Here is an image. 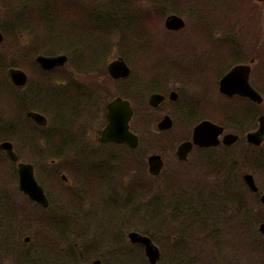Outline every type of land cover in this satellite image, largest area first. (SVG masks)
<instances>
[{
    "label": "flooded vegetation",
    "instance_id": "flooded-vegetation-1",
    "mask_svg": "<svg viewBox=\"0 0 264 264\" xmlns=\"http://www.w3.org/2000/svg\"><path fill=\"white\" fill-rule=\"evenodd\" d=\"M162 1V4H164L163 10L159 11L158 6L153 7L152 11L163 13L164 9L168 10L171 8V12L167 14L165 18V28L167 32L176 34L184 30L187 22L182 16L184 15L182 14V11H176V1H174V5L167 2V0L166 2L165 0ZM252 1L254 6H256L255 11H257L256 14L259 18H256V15H254L245 23V20L241 18V15L235 12L233 18H231L232 29L230 31L225 29V25L213 24V28L209 27L203 22L204 18L201 21L199 18L195 17V25L192 21L190 22L193 26L189 42L192 51H190V53L187 52L189 58L187 65L181 66L185 67L186 70L191 69L194 71L188 72L192 73V77L188 78L186 76L188 80L195 79L198 74L203 75L207 80H212L211 78H208V70H212L209 64V56H212L213 54L219 55V51H224V55L228 56L229 54L224 48L231 50L232 55L231 57L230 55L227 57L228 59L231 58V60L226 69H220L216 72L215 89H217L218 92L213 98L215 99L216 106L220 109L222 117L219 119L225 117V119L228 120L227 123H217L218 121L214 122L207 118H201L202 120H199L200 118L193 119L192 115L198 117L197 113L192 110V105L190 103L183 102V106L187 107L186 109L190 112V118L188 117L189 113L187 115L185 114V117L187 118L186 120H198L199 122L197 124L203 120H210L224 128L223 133L219 137L220 144L209 147L194 145L185 159H181L178 155V148L184 142L193 141V131L196 125L193 127V130L185 131L180 129L175 131V120L172 116L174 115L173 107H176L177 103H179L185 89L180 85H177L178 87H173L172 84L175 83V81L172 82L169 80L165 83V78H163L162 83L158 84L157 80L160 79L158 75H162L163 73L161 70L162 68H165L163 65L159 66L157 70L151 71L155 76H152L153 78L148 82L143 79L144 76H139L138 78L134 76L133 83L130 82L133 77V72H138V69L143 67L141 65H138V67L135 66V61H133L134 56L128 51L129 44L132 42L127 41V21H130V23L131 21L133 22V30L136 33L135 44L139 47L141 40L140 36H142V34L138 31L140 27H143V20L145 18L143 19L142 15H145L147 10L140 6L138 14L136 12L129 13L131 17L128 19L129 17L126 14L121 16L117 15V13L122 11L123 8H128V4L124 2L113 7V14L116 15L113 16L111 8L106 2H97L96 0L82 1L79 7L80 12L77 15L79 19L74 23L73 27V30L77 32L71 34L66 33L65 40L70 42L67 47L63 48L59 45L56 50L47 49L46 51L49 52H46L47 54H42L43 49H46V40L43 39V35H41V37L37 34L34 36L29 34L34 31L32 24H38L39 19L30 17V7L27 3H24V1L15 2L9 7V9L12 8L11 10L13 13L10 12L11 15H8V18L5 17L0 19L2 20L1 27H7L4 29L11 33V37L13 36L11 39L12 43L10 45V51H3L2 53L5 61L2 59L0 61L1 65L6 68L8 74L7 79L10 88L9 92H7L8 101L10 102L11 109L14 113V118H12L7 127V133H9V137L12 138L9 142L13 146L16 158L13 159L10 156H8V158L11 160V163L16 164L18 168V164L23 162L19 157L20 152L28 151L31 155L33 153L32 151L37 152L34 163L27 162V160L24 163H30L33 165L35 176L43 186L45 194L49 200V206L42 209L44 213L48 214L50 211L49 208H51L52 205L50 195L52 191L45 188L46 181L42 179L43 177H41V175H38L39 178L37 177L35 163L39 164V162H37L39 161V153L45 154H42V159L45 161L51 158V161L48 162L49 164L44 165V177L50 179L51 176L55 175V178L57 179L56 181L60 182V184L57 183V185L63 187L65 190L74 188L75 192H72V195L75 199L84 201V203L94 202L93 196H95V194H90L89 189L93 188L96 184L103 187L110 186L111 189H114L117 195L114 200L119 198L121 193L117 191L118 187L126 184L125 181L129 182L127 174L130 172L128 171L134 170L136 174L134 177L130 178L128 184H131L133 180L140 181L142 179H151L152 182L150 181L147 185L150 186L149 189L153 192L157 190V193H155L156 197L152 196L153 200H155L153 210L156 213L161 207L159 203L160 198H158L160 197L158 190L161 188L158 186L159 183L166 180L169 181L172 173H179L181 172V169L187 170L188 172L186 171V174H188L190 172V166L186 167V165H188L193 158L197 161L195 162V167L201 165V167L198 168L201 170L203 169L204 171L205 169L203 168L202 163H208L210 166L211 163L212 165L214 163H219L215 170L220 179L216 182L222 180L220 182V184H222L225 180V182H229L230 180L231 183H234L231 176L229 177V174L234 173L238 178L239 160L236 156L237 153L233 152V149L239 146L245 148L244 153L246 154V161L250 162V156L252 155L251 151L264 144L263 142L262 145L257 146L248 140V134L258 130L260 119L262 118L264 120V8H261L264 7V1ZM54 4L55 2L52 1H48L47 3L51 9L57 12L58 10L53 6ZM154 4L155 2L152 6L159 5L158 3ZM14 10L16 12H14ZM94 13H97L98 15L95 16ZM216 15L218 16L217 11ZM170 16H179L183 19L185 23L184 27L181 29H169L166 24L167 19ZM28 22L30 25H28ZM199 24L203 26V28H201L203 33L197 32V30L199 31V28H197L200 26ZM1 30L3 29L0 28V35L2 38L0 43L4 40V35ZM220 32L223 34L221 33V35H218ZM246 32H248L247 34L249 35H247ZM160 34L163 35V33ZM250 37L251 39H258L256 40L257 43L252 44L251 42L253 41L249 39V49L247 48L245 51L242 45L247 41L246 38ZM114 38L117 39H115L116 42L113 40ZM147 39L151 45V48L146 49L147 51L150 50L151 52L154 51L160 53V45H164L170 48L166 49L169 50V53L173 51H176V53H182L180 50H174L172 47H182L184 44L183 40L179 41L182 44L178 42L176 45L169 44L168 38L161 39L158 35H152L150 38L147 37ZM192 39L196 42L199 39V44H193ZM96 41L104 42V44H102V46L94 44ZM135 44H133V46ZM209 44H212L211 49H208ZM93 47H95V50L96 47L102 48V53L98 50L95 51ZM113 49H116L119 53H117L112 60L106 62L109 52ZM134 50L139 54L141 59H143L145 51ZM176 53H170V55H168L169 60L166 61V64L168 63V65L173 66L172 64L174 62L184 60V58L181 60H179V57L176 58ZM41 56L52 58L65 56L66 59L63 63L56 64L52 68H44L38 60ZM113 62L125 63L130 72L129 75L124 77H114L110 72V65ZM198 64H200V66ZM238 66H242L243 68L241 69V73L239 74L236 83L241 84L242 78L246 77L250 86L261 95V102L239 93L229 95L221 91L222 80L229 72ZM173 68L175 67L173 66ZM11 69L20 70L26 74L27 80L25 84L17 85L13 81L12 76L9 73ZM31 71L37 72L40 75L64 72L71 73L74 76L72 75V82H65V84H62V86L65 85L64 87H68L69 90H65L62 95L61 92L57 94L58 92L56 93L53 91L52 95H54V97L47 99L46 94L42 91L43 88L41 84L44 82L47 86L48 81H43V78L41 77L34 85L30 75ZM178 72H181V70ZM80 74H97V81L100 82L99 84H105L104 86H101L102 89L98 91L91 86L92 83L90 81L80 80ZM213 76L214 74L212 77ZM87 81L91 84L87 83ZM178 82L184 84L185 79H181ZM112 86L118 88L119 93L116 92L117 90H111ZM143 90L146 91V93L143 92ZM143 93L146 94L144 98L142 96ZM101 94L104 97L109 96L111 98L106 101ZM154 95L161 96L160 102L157 105H154L152 104L153 102H151ZM95 98H100L101 102H97V104L93 106L94 101H96ZM117 98L129 102L131 109L133 110V115L129 122V132L137 137V144L135 146L128 144L126 141L118 142L104 139L103 132L109 123V104ZM51 104L53 105V108H51ZM204 105L206 106V103H204ZM204 105H201L198 111H201L200 109ZM163 106H166V108L163 109ZM258 108H262V111H259ZM32 112L44 116L45 123L40 124L37 122L31 116ZM60 112L61 115H66L65 119L62 117L64 120L63 123L58 116ZM46 113L49 115H51L50 113L55 115V120H53L52 115L49 118ZM226 114H228L229 117L224 116ZM99 116L100 118H98ZM167 117L172 121L171 128L164 130L158 128V132H154L149 128V125L157 119H160L157 125V127H159V123ZM1 119L0 112V121ZM244 121H246L247 124L243 126ZM142 122L147 124V129L139 128ZM62 126H65L66 129L63 130ZM39 130L41 131L40 137L43 142V147L41 145H39V147L36 145V147L32 148V143L30 142L31 132L35 131L38 133ZM227 134L237 135L238 140L232 145L224 144L223 138ZM161 140L165 143L162 149L160 148ZM3 142L0 143V150H2L1 144ZM213 153L216 155L218 154V157H215ZM154 155L160 156L163 163L162 170L158 175H153L150 171L149 159ZM228 155L229 159H225V156L228 157ZM225 165L230 173L227 171V173L224 174ZM17 170L18 169H16L18 175ZM201 173L204 172H200V174ZM117 174L120 176V182L117 180ZM143 174L150 175L151 178L149 179L146 177V179ZM246 174L250 173H245L243 175V181ZM201 176L202 179L205 178L203 175ZM17 178L19 182V176ZM245 185L247 186L246 183ZM79 188L81 189L78 190ZM247 189L251 193H249L250 195L261 194L260 188L259 193L253 192L248 186ZM171 195L173 196L172 193ZM174 195H177V192ZM105 196L113 195L105 194ZM124 197L125 199L123 201L129 199L126 194ZM175 203L176 202H174V204ZM80 213L81 212L78 211L77 215ZM64 217L65 215H61V219ZM90 217L91 214L86 218ZM157 220L158 214H154L153 221H156L157 223L154 222V227L158 229L161 226ZM94 259H98V257H94Z\"/></svg>",
    "mask_w": 264,
    "mask_h": 264
},
{
    "label": "rangeland",
    "instance_id": "rangeland-1",
    "mask_svg": "<svg viewBox=\"0 0 264 264\" xmlns=\"http://www.w3.org/2000/svg\"><path fill=\"white\" fill-rule=\"evenodd\" d=\"M18 1H24V3L29 5L30 17L39 19L38 24H32L34 31L29 34L33 36L36 34L38 36L43 35V39L46 40V49H43L42 54H47L46 52H49L46 51L47 49L56 50L57 46L59 47V45L63 48L67 47L70 42L65 40L66 33L71 34L73 32H77L73 30V27L74 23H76L79 19V17H77L78 13L80 12L79 7L82 1L86 2L89 0H0V19L5 17L8 18V15H11L10 12L13 13L11 10L12 8L9 9V7ZM48 1L55 2L53 6L57 8V12L47 5ZM96 1L106 2L111 8L113 16H116L113 14L114 6L120 5V3L123 2L128 4V8L125 7L122 9V11L117 13L118 16L124 14L128 15V19L131 17L129 13L136 12L138 14L140 6L147 10L145 15H142L143 19L145 18L143 27H140L138 31L142 34V36H140L141 40L139 47L135 44L136 33L133 30V22L131 21V24L130 21H127V41L132 42L129 44L128 51L134 56L133 61H135V66L138 67V65H141L146 69L140 68L138 69V72H133V77L130 82L133 83L134 76L137 78L139 76H144L143 79L148 82L155 76V74L151 73V71L157 70V68L161 65L165 66V68H162L161 70L163 74L158 75L160 77V79L157 80L158 84L162 83L163 78H165V83L169 80L172 82L175 81V83L172 84L173 87H178L177 85H180L185 89L179 103H177L176 107H173L174 115L172 116L175 120V131L180 129L185 131L193 130V127L199 122L198 120H186L187 118L185 117V114L187 115L189 113L188 117L190 118V112H188L186 109L187 107L183 106V102L190 103L192 105V110L197 113L198 117H194V115H192V118H200L199 120L207 118L214 122L218 121L217 123L228 122L225 117L223 119L221 118L222 120L219 119L222 116L220 109H218V106H216V102L214 101L215 99L213 98L218 92V90L215 89L216 72L220 69H226L229 61L231 60V58H227L229 55L231 57V50L224 48V50L226 49V52L229 54L228 56L224 55V51H219V55L213 54L212 56H209V64L212 70H208V78H211L212 80H207L201 74H198L193 80H188L186 76L188 78L192 77V73L188 72L194 71L191 69L186 70L185 67H181L183 65H187V63H184L183 61L174 62L172 65L175 68L168 65V63L166 64V61L169 60L168 55H170V53H176V51L169 53V50H166L169 47L164 45H160V53H156L154 51L151 52L150 50L147 51L146 49L151 48V45L149 44L146 36L148 31L150 33L152 32L153 34L158 35L161 39L168 38L169 44H178L179 41L185 39L187 41V47L184 45L179 48L172 47L174 50H180V52H182L175 54V57H179V60H181L184 57H188L187 52L190 53V51H192V49H190L191 46L189 45V42L191 39L190 34H192L191 30L193 29L192 23L195 25V17L199 18L201 21L204 18L203 22L209 27L213 28V24L225 25V29L230 31L232 29L231 18H233V14L235 12L241 15V18L245 20V23L254 15H256V18H259V16L256 14L257 11H255L256 6H254L252 0H167V2L171 3L172 5H174V1H176V11H182V14H184L182 16L187 22L185 29L176 34H171L170 32L168 33L165 28V18L166 15L171 12V8L168 7V10L164 9L163 13L152 11L153 7L158 6L159 11L163 10L164 4H162V0ZM154 2L155 4L158 3L159 5L152 6ZM216 11L218 12V16L216 15ZM14 12L16 11L14 10ZM96 15L98 14L96 13L95 16ZM191 21L192 23L190 24ZM1 22L2 20H0V28H2L5 32L1 30L4 35V40L0 43V61L1 59L5 61L2 53L3 51H10V45L12 43L11 39L13 36L11 37V33L4 29L7 27H1ZM28 25H30L29 22ZM157 27H159V30ZM197 28H199V31L197 30V32L203 33L201 30V28H203L202 25ZM160 33H163V35ZM221 33L222 32H220L218 35H221ZM247 33L248 32H246V34ZM115 39L116 38L113 40L116 42L117 39ZM249 39H251V37L246 38L247 41L242 45L245 51L247 48L249 49ZM256 40L258 39L252 38L251 41L253 42L251 43H257ZM192 41L193 44L198 45L200 40L198 39L196 42L192 39ZM179 43L182 44L181 42ZM94 44L102 46L104 42L96 41ZM133 44L135 45L133 46ZM93 48L95 50V47ZM211 48L212 44H209L208 49ZM134 49L145 51L143 54V59H141L139 54H137ZM96 50L102 53V48L96 47ZM117 53L119 52L116 51V49L111 50L107 56L106 62L112 60L113 57L117 55ZM198 65L200 66V64ZM179 70H181V72L184 74L178 72ZM213 74L214 76L212 77ZM30 75L34 85L35 82H38L41 77L43 78V81H48L47 86L44 84V82L41 84L43 88L42 91H44L46 94L47 99L54 97V95H52L53 91L56 93L58 92L57 94L61 92L62 95L65 90H69L68 87H64L65 85L62 86V84H65V82H72L74 76L71 73L64 72L40 75L33 71H31ZM7 76L8 74L6 72V68H4V66H2L0 63V112L2 118L0 121V143L3 141H10L12 139L9 137V133H7V127L9 126L12 118H14V113L11 109L10 102L8 101L7 92H9L10 88ZM79 77L81 78L80 80L90 81L92 83L91 86L98 91H100L102 89L101 86H104L105 84H99L100 82L97 81V74H80ZM181 79H185L184 84L178 82ZM88 81L87 83L91 84ZM111 90H117L116 92L119 93L118 88H115L114 86H112ZM143 92L146 93L144 90ZM101 96L103 95L101 94ZM142 96L144 98L146 94L143 93ZM100 98H95L96 101H94L93 106L97 104V102H101ZM103 98L108 101L111 97L103 96ZM204 103H206V106ZM201 105H204L205 107L203 106L200 109L201 111H198ZM51 108H53L52 104ZM165 108L166 106L163 109ZM185 109L186 111L184 112ZM258 110L262 111V108H258ZM50 114L53 116V120H55V115L52 113ZM51 115L48 114L49 118ZM58 116L60 121L63 123V118L65 119L66 115H61L60 112ZM224 116L229 117L228 114ZM98 118H100V116ZM159 120L160 119H157L149 125V128L152 129V131L158 132L157 125ZM245 124H247L246 121H244L243 126ZM62 127L63 130L66 129L65 126ZM146 127L147 124L142 122L139 128L145 129ZM40 132V130L38 133L35 131L31 132L30 142L32 143V148L36 147V145L38 147L39 145L43 147ZM164 145L165 143L161 140L160 148L162 149ZM32 152V155L28 153V151L20 152L19 157L21 161L25 162L27 160V162L29 161L34 163L37 152ZM233 152L237 153L236 156L239 160V176L237 178L234 173L231 174L230 171L226 169L225 165L224 174L229 171V177L231 176L234 183H231L230 180L229 182H225V180L224 183H229L228 185L233 187L235 191L234 199L237 201V204L234 205L227 197L217 193V191L222 189L221 186L224 185L220 184L222 180L220 182H216L218 179H220L217 171L215 170L219 163H214L213 165L211 163V166L208 163H202V166L205 169L204 171L203 169L201 170L198 168L201 167V165L195 167V162L197 161L193 158L188 163V165H186V167L190 166V172L188 174H186L187 170L181 169V172L179 173H172L169 181L166 180V182L161 179L163 182L159 183V185L156 184L161 187L158 190L160 196L158 198H160L159 203L162 207H160L156 213L153 210L155 200H153L152 196L156 197L155 193H157V190L153 192L151 189H149L150 186L147 185L151 181L150 175L143 174L145 175V178L147 177L150 180H133L131 184H128L130 182V178L134 177L136 174L134 170H129L128 172L130 173L127 174L129 182L125 181L126 184L118 187L117 191L121 193L119 198L114 200L115 196L117 195L114 189H111L110 186L103 187L96 184L93 186V188L89 189L90 194H95V196H93L94 202L84 203V201L75 199V197L72 195V192H75L74 188L65 190L63 187L57 185V183L60 184V182L56 181L57 179L55 178V175L51 176L50 179H46L44 177V165H48V162L51 161V158L45 161L42 159L43 153H39V161H37L39 164L35 163L37 177L39 178L41 175V177H43L42 179L46 181L45 188L52 191L50 195L52 205L51 208H49L50 211L48 214H46L42 212L40 207L31 203L29 199L20 191L16 172L17 165L12 164L6 153L0 150V197L3 199V204H5V206V202H10V200L15 206V208L10 209V215L6 213L8 218H6L5 214L4 216L0 214V220L2 219L3 222L2 226L0 227V233H3L5 230V234L8 236L9 232L14 229L17 231V241H21L22 245L20 248L22 251H27V249L30 248L37 252L39 247H42L47 253L45 258L51 259L52 261L54 260L59 264H67L68 262V264H92V262L95 260L94 257L101 258L104 264H149L145 254L142 251L136 247H130L127 234L129 231L136 230L147 233L148 235L150 234L149 236L153 237L155 243L161 248L163 257H166V260L164 259V262L161 261L160 264H181V262H178L179 259L177 260V263L176 260L174 263V261L170 259L177 255L175 245L183 232L189 234L192 233L191 235H196L198 238H203L204 236V238L207 239L212 245L211 239L214 241L218 233H211L210 230H218V237L220 240L219 242L223 243V248L221 246L218 248V250H215L212 247V252L209 253L205 260H201L203 264H225L227 256L232 254L230 253L232 249L237 247L238 255H234V260L237 259L238 264H264V255H262V260H260L258 258L259 254L256 251L253 252V248L256 244L264 246V235L260 232V224L264 223V205L260 201L261 194H264V144L261 147L251 151L252 155L250 156V162L246 161V154L244 153L245 148L242 146L234 148ZM213 154L215 157H218V154ZM225 159H229V155L228 157L225 156ZM200 172H204L205 174H200ZM245 173L254 175L255 180L260 187V195H250L251 193L243 181V175ZM201 175H203L205 178L202 179ZM116 177L120 182V176L117 174ZM85 188L88 189L87 187ZM80 189L81 188L78 190ZM195 190L197 192H202L200 194H196V196H193L198 197V199L201 200L198 202L200 204H202L206 199H212L209 200V205L213 202V198L210 195L211 191L216 192L214 198L218 199L219 201L216 202L218 206H215L217 212L215 209H211V212H216L215 215L220 213L217 216V222L214 221L210 223L208 225L210 227L206 225V229L203 232L198 231L196 228H193V232H190L191 230L187 227H190V225L191 227H194V221H190V218L188 219V217L191 215L190 210H188L187 213H184V219H182L183 215L181 216L180 210L177 209V204H174V202H177L179 198L186 202V197H190V194ZM176 192L177 195H174ZM229 193L230 192H228V195ZM105 194L113 196H105ZM125 194L129 197V199L123 201L125 199ZM180 203L179 205L181 208L182 204ZM78 211L83 214L80 213L77 215ZM90 214L91 217L86 218ZM154 214H158L157 221L161 226L158 229L154 227V222L156 223V221H153ZM61 215H65V217L61 219ZM43 216L45 217L43 218ZM219 229H221V231H219ZM27 237L30 238L29 242L26 241ZM234 238L236 239L235 241L233 240ZM191 239L192 240L189 239L188 242L193 247L194 241L192 236ZM239 241L241 244L240 246ZM196 247L199 248L198 246ZM209 247L210 245H207L204 250H207ZM222 249H226V251L214 254L217 251H221ZM201 252L203 256L204 251L202 249H196L195 252H193L194 257L197 255V258H201ZM183 253L185 254V251ZM182 256L183 255L180 256L181 259L184 257ZM259 261H262V263H259ZM192 262L194 263L195 261Z\"/></svg>",
    "mask_w": 264,
    "mask_h": 264
},
{
    "label": "water",
    "instance_id": "water-1",
    "mask_svg": "<svg viewBox=\"0 0 264 264\" xmlns=\"http://www.w3.org/2000/svg\"><path fill=\"white\" fill-rule=\"evenodd\" d=\"M185 25L183 19L178 16H171L167 20V27L170 29H181ZM2 40L0 35V41ZM65 56L60 57H44L38 58L39 62L44 68H52L56 64L63 63ZM242 66L235 67L221 82V91L223 93L233 95L239 93L243 96L252 98L253 100L262 101L261 95L253 89L246 77L242 78L241 84H237V78L241 73ZM110 72L114 77L129 75V69L123 62H113L110 65ZM10 75L13 81L17 85L25 84L27 76L20 70H10ZM160 95H154L151 102L157 105L160 102ZM133 115L130 103L117 98L109 104L108 120L109 123L103 132L105 140L108 141H126L128 144L135 146L137 144V137L129 132V122ZM31 116L40 124L45 123V118L39 113L32 112ZM172 127V121L169 117L165 118L159 123V129H169ZM224 128L209 121L205 120L199 123L193 131V141L184 142L178 148V155L181 159H185L189 154L194 145L201 147L217 146L220 144V135L223 133ZM238 140V136L234 134H227L223 138V143L226 145H232ZM249 142L260 146L264 142V120L260 119V126L255 132L248 134ZM1 148L7 152V154L15 159L16 155L13 151V146L10 142L6 141L1 145ZM150 171L154 175H158L161 170L163 163L160 156L154 155L149 159ZM19 174V186L32 201L37 204L48 207L49 200L45 194L44 188L36 179L34 173V167L32 164L19 163L18 165ZM247 185L254 191H258L259 187L252 174H246L244 177ZM261 201L264 203V195L261 197ZM260 232L264 235V224L260 225ZM128 237L133 243H141L145 246V253L148 258L149 264H158L160 259V250L153 243L149 236L140 234L136 231H132L128 234ZM29 241V238L26 239ZM92 264H102L101 260H95Z\"/></svg>",
    "mask_w": 264,
    "mask_h": 264
},
{
    "label": "trees",
    "instance_id": "trees-1",
    "mask_svg": "<svg viewBox=\"0 0 264 264\" xmlns=\"http://www.w3.org/2000/svg\"><path fill=\"white\" fill-rule=\"evenodd\" d=\"M222 184H221L222 189H220V191H217V193L227 197L234 205L237 204V201L234 199L235 191L233 187L231 185H228L229 183H222ZM196 190L190 194V197H186L187 199L186 202H184L183 199L179 198L176 202L177 204L176 207L177 209L180 210L181 216L183 215L182 219H184V213H187V211L190 210L191 215L188 217V219L190 218V221H194V227H191V225L190 227H187L188 229L191 230L190 232H193L192 230L193 228L194 229L196 228L198 231L203 232L206 229L205 227L206 225L208 226L210 223L214 221L217 222L218 220L217 216L220 213L218 215H215V213L217 212V210L215 209V206H218L216 202H219V201L218 199L214 198L216 192L210 190L211 191L210 195L213 198V202L209 205V200H212V199H206L205 201H203L202 204H200L198 202H200L201 200L198 199V197H193V196H196V194H200L202 192L200 191L197 192ZM228 192H230L229 195H228ZM196 201H197V204H196ZM5 203H6V206L5 204H3V199L0 197V214L3 216L5 214L6 218H8V215H10L9 212H11L10 209L15 208V206L14 204H12L13 202H11V200L10 202H5ZM179 203L182 204V207H181L182 209L180 208ZM211 209H215L216 212L215 211L211 212ZM44 217L45 216H43V218ZM2 224L3 222L1 219L0 227L2 226ZM219 231H221V229H219ZM210 232L211 233L215 232L216 234L218 233L214 241L211 239L212 245L207 239L204 238V236L203 238H198L196 235H191L192 233L189 234V233L183 232L182 235H180V238L178 239L175 245L177 255L173 256L172 258L170 257L171 258L170 260L174 261V263L176 260V263H177V260L179 259L178 262H181V264H200V263L203 264L201 260H205L206 257L209 255V253L212 252V247L213 249L218 250V248H220L223 244L219 242L220 240L218 237L219 236L218 230H212V231L210 230ZM0 234H1L0 235V264H59L54 260L52 261L51 259L45 258L47 253L44 251L45 249H43L42 247H39V250H37V252L33 251L30 248L27 249V251L25 250L22 251V249L20 248V246L22 245L21 241L19 240L17 241V231H15L14 229H12L9 232L8 236H6L5 230L3 233H0ZM190 235L193 237V241H194L193 247L188 242L189 239L192 240ZM233 240L235 241L236 239L234 238ZM207 245L208 246L210 245V247L207 248V250H204V248ZM240 245L241 244L239 241V246ZM196 246H198L199 248H197ZM263 247H264L263 245L256 244L253 248L254 249L253 252L256 251L259 254V257L258 256L257 257L260 260H262V255H264ZM196 249H202L204 251L203 256L201 252V258H197L196 257L197 255L194 257L193 252H195ZM184 251H185V254L183 253ZM224 251H226V249L217 251L214 254L222 253ZM230 253L232 254L227 256L225 264H238V260L237 259L234 260L235 259L234 255H238V247L232 249ZM181 255L184 256V257L182 256L183 257L182 259L180 258ZM164 259L166 260V257L162 258V262H164ZM192 261H195V262L193 263ZM259 263H262V261L261 262L259 261Z\"/></svg>",
    "mask_w": 264,
    "mask_h": 264
},
{
    "label": "bare ground",
    "instance_id": "bare-ground-1",
    "mask_svg": "<svg viewBox=\"0 0 264 264\" xmlns=\"http://www.w3.org/2000/svg\"><path fill=\"white\" fill-rule=\"evenodd\" d=\"M181 1V0H180ZM187 1V0H186ZM185 1V2H186ZM183 3V2H182ZM144 21V20H143ZM158 28V27H157ZM160 32V31H159ZM152 35H155V34H153L152 32L150 33V32H148V34H147V36L146 37H151ZM184 41V46H186L187 47V41L186 40H183ZM189 61V58L188 57H184V60H183V62L184 63H187Z\"/></svg>",
    "mask_w": 264,
    "mask_h": 264
}]
</instances>
